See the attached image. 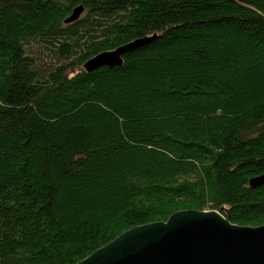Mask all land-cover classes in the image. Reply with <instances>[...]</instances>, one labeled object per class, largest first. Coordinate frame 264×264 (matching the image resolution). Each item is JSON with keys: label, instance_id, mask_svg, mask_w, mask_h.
I'll use <instances>...</instances> for the list:
<instances>
[{"label": "trees", "instance_id": "obj_1", "mask_svg": "<svg viewBox=\"0 0 264 264\" xmlns=\"http://www.w3.org/2000/svg\"><path fill=\"white\" fill-rule=\"evenodd\" d=\"M263 174L264 0H0V264H77L181 211L262 226Z\"/></svg>", "mask_w": 264, "mask_h": 264}, {"label": "water", "instance_id": "obj_2", "mask_svg": "<svg viewBox=\"0 0 264 264\" xmlns=\"http://www.w3.org/2000/svg\"><path fill=\"white\" fill-rule=\"evenodd\" d=\"M84 9L78 6L64 21L76 22ZM156 36L136 39L87 60L83 69L122 65V57L142 48ZM264 185V174L249 181L250 188ZM77 264H264V225H232L216 211H181L166 222L127 230Z\"/></svg>", "mask_w": 264, "mask_h": 264}, {"label": "rangeland", "instance_id": "obj_3", "mask_svg": "<svg viewBox=\"0 0 264 264\" xmlns=\"http://www.w3.org/2000/svg\"><path fill=\"white\" fill-rule=\"evenodd\" d=\"M82 15H83V13L81 14V16ZM31 52L33 53V55L35 57L40 58V59H44L45 52L43 49L38 48L37 46L34 45L33 47H31Z\"/></svg>", "mask_w": 264, "mask_h": 264}]
</instances>
